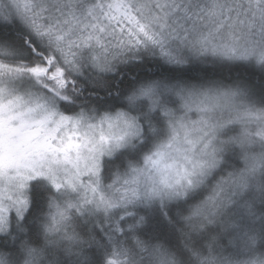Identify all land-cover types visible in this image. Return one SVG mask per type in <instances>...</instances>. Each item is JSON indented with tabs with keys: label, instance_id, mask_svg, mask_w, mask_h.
<instances>
[{
	"label": "snow or ice",
	"instance_id": "1",
	"mask_svg": "<svg viewBox=\"0 0 264 264\" xmlns=\"http://www.w3.org/2000/svg\"><path fill=\"white\" fill-rule=\"evenodd\" d=\"M0 264H264V0H0Z\"/></svg>",
	"mask_w": 264,
	"mask_h": 264
}]
</instances>
